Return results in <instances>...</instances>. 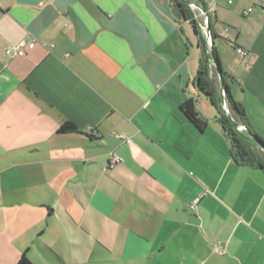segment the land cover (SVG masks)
<instances>
[{"label":"crops","instance_id":"crops-1","mask_svg":"<svg viewBox=\"0 0 264 264\" xmlns=\"http://www.w3.org/2000/svg\"><path fill=\"white\" fill-rule=\"evenodd\" d=\"M202 1L212 85L264 140V0ZM199 40L168 0H0V264H264V170L231 156Z\"/></svg>","mask_w":264,"mask_h":264},{"label":"trees","instance_id":"trees-1","mask_svg":"<svg viewBox=\"0 0 264 264\" xmlns=\"http://www.w3.org/2000/svg\"><path fill=\"white\" fill-rule=\"evenodd\" d=\"M203 6L202 0H196ZM171 12L177 22L190 21L192 26L199 35V42L201 44V56L199 58V70L197 72V86L207 96L211 104L217 110L216 120L222 126L225 135L227 136L230 144V153L235 162L239 165L248 166L260 170H264V158L259 153L258 145L264 147V140L257 134L251 132L248 127L247 117L241 106L235 102L230 95L227 85L224 83L225 97L229 108V113L234 121L243 123L247 128L249 136L240 133L232 124L228 115L220 103L221 94L217 93L214 86L212 85V79L209 76V63L210 60H215L217 68L220 69L218 59L214 48L211 51H207L205 46V39L202 36L200 23L195 17L194 11L187 4L186 0H168ZM204 7V6H203ZM210 25V20L208 21ZM211 37L213 35L211 34ZM221 78L224 80V73L221 71ZM182 113L186 118L199 130L203 131L207 126V121L203 119L196 111L192 99L185 100L179 106ZM75 125L70 121H64L57 129L58 133H67L75 131ZM93 133V131H91ZM17 264H31V262L22 255Z\"/></svg>","mask_w":264,"mask_h":264},{"label":"built area","instance_id":"built-area-1","mask_svg":"<svg viewBox=\"0 0 264 264\" xmlns=\"http://www.w3.org/2000/svg\"><path fill=\"white\" fill-rule=\"evenodd\" d=\"M230 2V1H229ZM192 9H197L201 14H203V12H201V10L195 6L192 7ZM249 11H251V8H248L246 11H244V14L248 13ZM204 15V14H203ZM201 30L202 32L205 34L206 37V41L209 43L210 42V37H209V33L208 31H206V19L204 20V22L202 21V23L200 24ZM32 39H28V38H24L21 39L16 45H13L11 47H8L5 50L6 55L10 56V57H14V56H23L25 54V48L27 47V45L32 42ZM235 52L241 56V57H246L248 55V51L244 48L241 47H236L235 48ZM239 131H244L246 130V127L243 124H240ZM118 137H121V135H117ZM122 158L120 156L117 155H111L108 159V163L107 166L105 167L106 169L112 168L114 167L116 164H118L119 162H121ZM218 251H221L218 247H217Z\"/></svg>","mask_w":264,"mask_h":264},{"label":"water","instance_id":"water-1","mask_svg":"<svg viewBox=\"0 0 264 264\" xmlns=\"http://www.w3.org/2000/svg\"><path fill=\"white\" fill-rule=\"evenodd\" d=\"M186 2H187V4H188L190 7H195V6H197V7L201 10V12H203L204 17H205V19H206V29H207V31H208V33H209L210 41H211V43H212V37H211V33H210V29H209V25L207 24V18H208V16H207V11H206L201 5H199V4L195 3V2H192V1H190V0H186ZM210 62L213 63V65H215L216 70H217V69H218V68H217V64L214 63V60L211 59ZM217 71H218V74L220 75V74H221L220 71H219V70H217ZM221 93H222V95H223V93H224V89H223L222 87H221ZM221 98H222V99H221V106L223 107L225 113L228 115L229 119L232 121V124L234 125V127H235L236 129H238L239 126H240L239 122L233 120V118L231 117V115H230V113H229V110H228V108H227V105H226L225 101L223 100V96H222Z\"/></svg>","mask_w":264,"mask_h":264},{"label":"rangeland","instance_id":"rangeland-1","mask_svg":"<svg viewBox=\"0 0 264 264\" xmlns=\"http://www.w3.org/2000/svg\"><path fill=\"white\" fill-rule=\"evenodd\" d=\"M192 11H194L195 14L198 13V16H199L198 20L201 22L202 18H201V16L199 15V12H198L197 10H195V9H192ZM206 31H207V30H206ZM202 36H203V38L205 39V46H206L207 51L209 52V51H210V48H211V41H210L209 43L206 41V37H205V34H204V33L202 34ZM194 47H195V46H194ZM211 67H212V66H211L210 63H209V69H210ZM212 75H213V74H212ZM245 135H246V136H249L248 133H246ZM257 148H258V150H259V153H260V154L262 155V157L264 158V147L258 145Z\"/></svg>","mask_w":264,"mask_h":264}]
</instances>
